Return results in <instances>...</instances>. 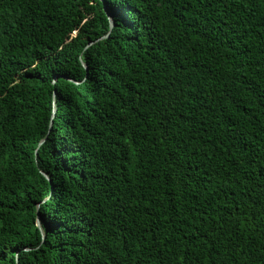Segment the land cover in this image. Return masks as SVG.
I'll return each mask as SVG.
<instances>
[{
	"label": "trees",
	"instance_id": "trees-1",
	"mask_svg": "<svg viewBox=\"0 0 264 264\" xmlns=\"http://www.w3.org/2000/svg\"><path fill=\"white\" fill-rule=\"evenodd\" d=\"M0 264H264V0H0Z\"/></svg>",
	"mask_w": 264,
	"mask_h": 264
},
{
	"label": "snow or ice",
	"instance_id": "snow-or-ice-1",
	"mask_svg": "<svg viewBox=\"0 0 264 264\" xmlns=\"http://www.w3.org/2000/svg\"><path fill=\"white\" fill-rule=\"evenodd\" d=\"M109 16L113 19V22H115L117 18L123 19L124 9L117 4L109 10Z\"/></svg>",
	"mask_w": 264,
	"mask_h": 264
},
{
	"label": "water",
	"instance_id": "water-1",
	"mask_svg": "<svg viewBox=\"0 0 264 264\" xmlns=\"http://www.w3.org/2000/svg\"><path fill=\"white\" fill-rule=\"evenodd\" d=\"M104 11H106V10H104ZM106 14H107V12H106ZM54 118V115H53V113H52V115H51V119H50V126H51V120ZM42 143H40V145H41ZM37 227L38 228H40V224H39V219L37 218Z\"/></svg>",
	"mask_w": 264,
	"mask_h": 264
}]
</instances>
